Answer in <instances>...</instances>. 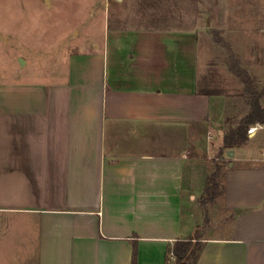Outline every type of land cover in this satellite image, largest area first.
<instances>
[{"label": "crops", "instance_id": "obj_1", "mask_svg": "<svg viewBox=\"0 0 264 264\" xmlns=\"http://www.w3.org/2000/svg\"><path fill=\"white\" fill-rule=\"evenodd\" d=\"M188 1L185 23L112 0L64 75L0 82V264H172L178 241L201 244L194 264H264V123L226 156L250 108L210 35L264 108V0H217V24Z\"/></svg>", "mask_w": 264, "mask_h": 264}, {"label": "rangeland", "instance_id": "obj_2", "mask_svg": "<svg viewBox=\"0 0 264 264\" xmlns=\"http://www.w3.org/2000/svg\"><path fill=\"white\" fill-rule=\"evenodd\" d=\"M194 1L195 9L197 4L210 5L212 17L217 24L218 17L214 11L218 7L217 0ZM109 3H112V0H48V4L45 0H0V82L43 81L50 76L64 75L72 47L76 44L83 45L85 42L89 43L88 46L97 45L96 39L90 43V36L93 37V34L85 39L77 35L76 31L81 30L82 24H85L87 31L90 28H100L97 17L99 7L106 9ZM138 3L144 8L153 5L162 12V16L175 15L180 22L185 23L190 17L191 6L193 8L188 0H140L137 3L127 0L125 6L133 9ZM263 4L264 2L255 3L260 8ZM255 12L257 17L255 16L253 21L264 20L263 9L258 8L253 13ZM206 16L211 17V14L207 13ZM82 30L84 31V28ZM210 35L214 43L215 38L225 41L217 30L211 31ZM19 59L24 63L21 64ZM212 164L215 168L217 162L213 161ZM217 181L219 186V179ZM202 200L205 202L202 201L200 205L205 209L215 199L208 202L204 195ZM218 209L219 207L210 209L216 216V224L224 220ZM195 212L197 216L198 210L195 209ZM202 220L201 216L200 225Z\"/></svg>", "mask_w": 264, "mask_h": 264}, {"label": "trees", "instance_id": "obj_3", "mask_svg": "<svg viewBox=\"0 0 264 264\" xmlns=\"http://www.w3.org/2000/svg\"><path fill=\"white\" fill-rule=\"evenodd\" d=\"M216 43L221 45L228 54L230 71L240 80L244 86V96L249 105V112L241 119L236 126L230 127L224 132L223 147L231 150L242 146L247 140V129L249 126L256 123H264V108L260 105V97L263 92L258 93L255 90V82L249 77L244 69L239 65V60L231 51L229 45L221 38L216 39ZM221 168L217 166L214 173L208 178L204 194L206 201H212L220 193L218 186V176ZM205 202V200H203ZM201 251L200 243H192L191 241H178L174 243L171 254L174 257L172 264H194L198 254ZM132 264H136L135 256L133 255Z\"/></svg>", "mask_w": 264, "mask_h": 264}, {"label": "built area", "instance_id": "obj_4", "mask_svg": "<svg viewBox=\"0 0 264 264\" xmlns=\"http://www.w3.org/2000/svg\"><path fill=\"white\" fill-rule=\"evenodd\" d=\"M257 129H258V125H253V126H251V127H249V128L247 129L246 134H247V135H251V134H253ZM262 156L264 157V150L262 151ZM172 258H173V256H172Z\"/></svg>", "mask_w": 264, "mask_h": 264}, {"label": "water", "instance_id": "obj_5", "mask_svg": "<svg viewBox=\"0 0 264 264\" xmlns=\"http://www.w3.org/2000/svg\"><path fill=\"white\" fill-rule=\"evenodd\" d=\"M114 1L121 2L122 0H114ZM45 3L48 4V0H45ZM19 60H20L21 64L24 63L22 59H19ZM226 156L228 158H232L233 157V151L232 150L227 151Z\"/></svg>", "mask_w": 264, "mask_h": 264}]
</instances>
